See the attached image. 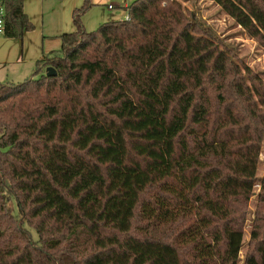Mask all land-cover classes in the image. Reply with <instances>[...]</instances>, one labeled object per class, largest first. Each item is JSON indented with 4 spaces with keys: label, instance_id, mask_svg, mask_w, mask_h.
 <instances>
[{
    "label": "trees",
    "instance_id": "trees-1",
    "mask_svg": "<svg viewBox=\"0 0 264 264\" xmlns=\"http://www.w3.org/2000/svg\"><path fill=\"white\" fill-rule=\"evenodd\" d=\"M0 1L5 38L34 29L25 0ZM211 1L264 46V0ZM89 6L30 79L0 84V264H238L264 82L176 0L85 32ZM259 183L243 264H264Z\"/></svg>",
    "mask_w": 264,
    "mask_h": 264
},
{
    "label": "rangeland",
    "instance_id": "rangeland-1",
    "mask_svg": "<svg viewBox=\"0 0 264 264\" xmlns=\"http://www.w3.org/2000/svg\"><path fill=\"white\" fill-rule=\"evenodd\" d=\"M136 0H90V6L80 14L85 32H94L102 24L122 21L127 16L124 6ZM202 27L210 29L221 44L231 52L234 62L264 82V46L249 37L235 22L211 0H176ZM84 5V0H26L23 11L34 29L19 39L0 36V84H20L30 79L37 70V62L50 52L58 51L60 36L76 31L74 17ZM111 7V9L109 8ZM45 74V69H44ZM256 171L257 182L247 202L243 222V246L239 263L250 249L251 231L258 211H263L259 201L260 183L264 173V121L262 143ZM12 214L17 213L13 200L9 203ZM34 239L36 234L30 230Z\"/></svg>",
    "mask_w": 264,
    "mask_h": 264
},
{
    "label": "built area",
    "instance_id": "built-area-1",
    "mask_svg": "<svg viewBox=\"0 0 264 264\" xmlns=\"http://www.w3.org/2000/svg\"><path fill=\"white\" fill-rule=\"evenodd\" d=\"M111 9V7H109ZM5 29V7L0 1V36H3Z\"/></svg>",
    "mask_w": 264,
    "mask_h": 264
},
{
    "label": "water",
    "instance_id": "water-1",
    "mask_svg": "<svg viewBox=\"0 0 264 264\" xmlns=\"http://www.w3.org/2000/svg\"><path fill=\"white\" fill-rule=\"evenodd\" d=\"M57 76L56 70L52 67L45 68V77L47 78H55Z\"/></svg>",
    "mask_w": 264,
    "mask_h": 264
},
{
    "label": "crops",
    "instance_id": "crops-1",
    "mask_svg": "<svg viewBox=\"0 0 264 264\" xmlns=\"http://www.w3.org/2000/svg\"><path fill=\"white\" fill-rule=\"evenodd\" d=\"M25 1H26V0H25ZM25 1H24V4H23V5H25ZM126 7H127V6L125 5V6H124V9H125ZM125 18H126V16H125ZM60 47H61V46H60Z\"/></svg>",
    "mask_w": 264,
    "mask_h": 264
}]
</instances>
